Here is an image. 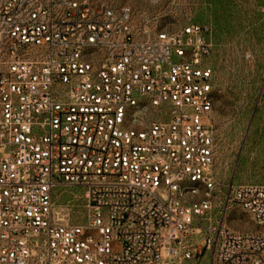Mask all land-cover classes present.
<instances>
[{
  "label": "built area",
  "instance_id": "1",
  "mask_svg": "<svg viewBox=\"0 0 264 264\" xmlns=\"http://www.w3.org/2000/svg\"><path fill=\"white\" fill-rule=\"evenodd\" d=\"M212 28L160 29L99 0H0V264H264V184L220 218ZM87 192L89 222L56 215ZM204 194V198L196 199Z\"/></svg>",
  "mask_w": 264,
  "mask_h": 264
},
{
  "label": "rangeland",
  "instance_id": "2",
  "mask_svg": "<svg viewBox=\"0 0 264 264\" xmlns=\"http://www.w3.org/2000/svg\"><path fill=\"white\" fill-rule=\"evenodd\" d=\"M129 6L136 23L170 30L190 23L212 28L217 99L213 126L217 145L214 174L219 190L211 194L213 210L200 225L215 224L232 185L264 184V0H99ZM204 194L196 199L204 198ZM87 192L62 187L56 215L64 222L87 225ZM225 224L237 232H262L241 206L227 211Z\"/></svg>",
  "mask_w": 264,
  "mask_h": 264
}]
</instances>
